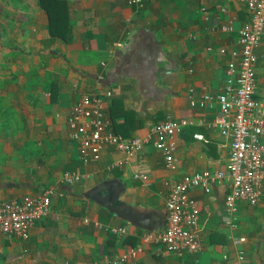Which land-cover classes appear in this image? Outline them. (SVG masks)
I'll return each mask as SVG.
<instances>
[{
  "label": "crops",
  "instance_id": "1",
  "mask_svg": "<svg viewBox=\"0 0 264 264\" xmlns=\"http://www.w3.org/2000/svg\"><path fill=\"white\" fill-rule=\"evenodd\" d=\"M64 1L69 41L50 34L38 0H0V199L57 190L51 214L28 240L0 234V264H112L141 244L139 234L165 228L176 183L225 169L230 158V140L205 124L219 106L193 107L191 98L222 91L237 31L249 20L246 0ZM256 53L264 102V39ZM107 90L112 128L124 135L147 136L168 114L190 122L170 138L177 147L172 169L155 137L123 167L109 169L125 159L112 148L81 163L67 118L82 94ZM76 170L85 180L62 181ZM229 190V179L213 180L209 193L190 190L201 210L198 252L166 254L151 244L120 264H233L240 252L242 264H264V183L256 205L238 203L236 227L225 223ZM121 226L124 235L108 230Z\"/></svg>",
  "mask_w": 264,
  "mask_h": 264
},
{
  "label": "built area",
  "instance_id": "2",
  "mask_svg": "<svg viewBox=\"0 0 264 264\" xmlns=\"http://www.w3.org/2000/svg\"><path fill=\"white\" fill-rule=\"evenodd\" d=\"M246 1L249 20L237 31L238 47L230 52L222 91L218 95L204 93L198 100L191 98L193 107L205 110L216 104L219 106L217 116L205 124L210 129L219 130L230 140V158L226 168L185 175L167 196L165 228L139 234L141 244L128 246L112 259V264L138 258L151 244H158L160 252L166 254L182 256L198 252L202 248L198 230L201 210L198 202L189 195L193 188H201L209 193L213 180L229 179L225 223L233 227L237 225L238 203L242 201L256 205L262 198L264 102L257 98L256 50L264 39V0ZM140 2L129 0L130 4ZM221 52L225 53V49H221ZM112 96V90L84 93L72 107L67 125L71 140L78 144L81 163L86 166L97 162L104 150L112 148L124 154L125 159L112 162L109 169L123 167L127 160L143 150L146 142L155 137L157 148L164 151L166 167L172 169L177 147L170 138L180 133L190 122L168 114L147 136H125L112 128L107 112V102ZM195 138L203 139L204 136L197 133ZM85 178V174L79 170L67 171L62 181L72 185ZM143 178L147 179V176ZM56 195V188L48 187L35 197L0 199V234L9 240H28L33 226L51 214L52 199ZM108 230L122 235L128 232L125 226L108 227ZM244 258V253L240 252L233 264H242Z\"/></svg>",
  "mask_w": 264,
  "mask_h": 264
},
{
  "label": "trees",
  "instance_id": "3",
  "mask_svg": "<svg viewBox=\"0 0 264 264\" xmlns=\"http://www.w3.org/2000/svg\"><path fill=\"white\" fill-rule=\"evenodd\" d=\"M49 16L48 30L53 37L69 41L71 28L67 13V4L64 0H38ZM118 132V131H116ZM120 133V132H119ZM125 136H128L125 134Z\"/></svg>",
  "mask_w": 264,
  "mask_h": 264
},
{
  "label": "rangeland",
  "instance_id": "4",
  "mask_svg": "<svg viewBox=\"0 0 264 264\" xmlns=\"http://www.w3.org/2000/svg\"><path fill=\"white\" fill-rule=\"evenodd\" d=\"M68 119V118H67ZM76 145H77V147H78V144L76 143V142H74Z\"/></svg>",
  "mask_w": 264,
  "mask_h": 264
}]
</instances>
